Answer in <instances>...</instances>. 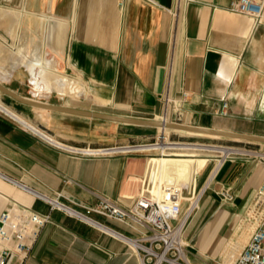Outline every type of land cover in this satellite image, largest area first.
Instances as JSON below:
<instances>
[{
  "label": "crops",
  "instance_id": "crops-1",
  "mask_svg": "<svg viewBox=\"0 0 264 264\" xmlns=\"http://www.w3.org/2000/svg\"><path fill=\"white\" fill-rule=\"evenodd\" d=\"M231 1L185 0L181 9L177 0H22L23 11L42 13L38 17L44 23L38 27L44 31L40 46L23 49L21 59L50 57L52 69L73 83L78 79L80 89L78 95L70 93L75 98L56 90L40 96L22 65L30 82L28 95L83 109L159 118L167 91L176 97L186 92L182 122L264 135V18L256 23L230 11ZM43 13L55 16L49 34L47 20L52 16ZM14 69L7 79L0 77L7 86L20 74ZM23 85L9 87L19 93ZM12 100L31 124L70 146L139 142L153 137L158 128ZM224 102L226 113H221ZM148 155L78 154L0 110V215L20 203L52 217L25 264H143L130 243L115 233L136 237L149 231L145 222L90 213L110 232L52 209L43 196L59 193L62 201L82 210L80 204L95 205L102 197L128 208L139 196L167 184L181 188L183 197L192 201L205 190L184 230L192 263L231 264L227 249L247 228L244 215L264 180V161L238 156L212 166L205 155ZM196 180L201 190L193 196Z\"/></svg>",
  "mask_w": 264,
  "mask_h": 264
},
{
  "label": "built area",
  "instance_id": "built-area-1",
  "mask_svg": "<svg viewBox=\"0 0 264 264\" xmlns=\"http://www.w3.org/2000/svg\"><path fill=\"white\" fill-rule=\"evenodd\" d=\"M180 4L181 0H177V6L180 7ZM227 8L232 12L252 17L256 23L264 18V0H232ZM186 94L184 92L183 96ZM183 96L176 97L167 91L163 95L164 110L160 117L182 122ZM226 106L227 103L224 102L220 109L221 113H226L224 110ZM40 134L50 139L45 132ZM145 144L154 143L101 147L89 145L77 147L64 143L58 145L78 154L108 156L138 153L141 151L137 146ZM239 152L237 149H232L226 156L218 159V162L222 158V163L228 158L233 159L236 156L232 154ZM195 189L194 186L193 196L201 190L196 192ZM43 198L50 203L52 209L62 210L110 232L113 231L93 218L90 213H101L127 223H130L131 219L145 222L149 226V231L136 237H126L122 233L114 232L130 243L132 249L140 255L143 264H194L187 254L188 243L184 237V230L199 200L196 206H192V200L183 197L179 187L170 184L159 186L158 190L139 196L128 208L105 197H102L95 205L80 204L84 210L62 201L59 193L56 197L45 195ZM184 201L187 203L185 207H183ZM243 220L245 225L250 227V235L231 264H264V180L257 188ZM51 221L50 213H41L27 205L13 203L7 207L0 215V264H25L42 228ZM235 244L231 246L235 247ZM233 257L232 254L229 258Z\"/></svg>",
  "mask_w": 264,
  "mask_h": 264
},
{
  "label": "rangeland",
  "instance_id": "rangeland-1",
  "mask_svg": "<svg viewBox=\"0 0 264 264\" xmlns=\"http://www.w3.org/2000/svg\"><path fill=\"white\" fill-rule=\"evenodd\" d=\"M7 1L8 3H5L4 0H0V47L4 48L6 52H11L12 47L21 46L22 47V50L20 51V54H21L23 49L24 51L28 52L30 51V49L40 46V40L42 38L44 27H38V26L44 23V19L42 18L40 19L38 17V14L41 15L42 13L36 14V13H27L23 11L22 0H7ZM184 3H185V0H181V4H180L181 9ZM10 7H12V10L8 11V8ZM43 14H48V13H43ZM48 15L52 16L51 19L48 17V20H47L48 26H49V30H48V34H49V32L51 31L50 29L52 28V25L55 23L54 22L55 16L51 14H48ZM39 20H41V23L39 22ZM20 54L16 55L15 57L21 58ZM45 54L46 55L50 54V49L48 48L47 44L45 47ZM46 57L50 58L48 56ZM47 58L43 59V57H41V59H39L36 56H34L31 60L46 62V60H49ZM49 62L51 63L50 60ZM14 68L18 69L20 74L15 76L16 78H13L14 79L13 82H11V84L9 83L8 85L14 86L16 84L18 85L20 82L23 83L24 85L23 87H21L23 89L21 92H19V94L23 96H29L28 95L29 94L28 89H30L29 83L32 81L30 80L29 82L28 77L25 75L26 67L18 63H14ZM0 97L3 100V102L10 107V108L7 107L2 102L4 106L8 110H10V112L14 113L15 115H18L21 119L30 123L26 118L23 117V115H21L20 110L16 109V107L13 106L17 103L15 102V100H12V98L8 97L2 92L0 93ZM3 97H7V99H11V102L4 99ZM31 125L36 127L33 124ZM163 129L164 128H161V127L156 128V131L153 137L147 140L139 141V142L133 141V142H127V143H110V144H101V145H95V146L89 145V146L90 147H101V146H111V145L153 142V143H159V144H147V145H157V147H159V146L165 145L166 142H181L187 145H207L213 148L212 149H206V148L186 149V148H177V147H165V148L159 147L157 149L148 151L147 153L151 156H162L164 154H181V153H186V154L192 153L196 155H205L209 157L208 163H212V166H216L218 163V159L224 156L223 152L216 148L226 147V148L237 149L238 151H240L239 153L232 154L236 157L244 156V157L252 158L256 161H260V160L264 161L263 160L264 143L249 142V141L237 140V139L226 138V137H214V136H206V135L203 136L199 134H189V132L177 131V130L168 129V128H165V130ZM143 150H149V148L148 149L145 148ZM195 188H196L195 189L196 192H198L199 189H201L200 186L197 185V180H196ZM249 235H250V227L248 226L247 228L243 229L241 234L237 237V242L235 244L236 245L235 247L231 246L234 243L231 240V244L228 246V249H227L228 258L232 254L234 255L233 259L238 255L243 245L247 242Z\"/></svg>",
  "mask_w": 264,
  "mask_h": 264
},
{
  "label": "bare ground",
  "instance_id": "bare-ground-1",
  "mask_svg": "<svg viewBox=\"0 0 264 264\" xmlns=\"http://www.w3.org/2000/svg\"><path fill=\"white\" fill-rule=\"evenodd\" d=\"M21 50H22L21 46H15V47H12L11 52H6L4 50V48L0 47V77L2 79H7L12 74V66L14 65V63H18L20 65H25L29 69L30 73L32 74V78H31V81L33 83L32 89L34 90L35 93L39 94L40 96L44 95L45 93H49L52 90H56L59 93L68 94V95H70V93H72V92L75 95L79 94L78 92L80 91V89L78 87V85H79L78 79L74 78L75 82L73 83V81L67 75L53 70L51 65H50L51 63L49 62V60H46V62L45 61L40 62V61H34V60H22L19 57H15L16 55L20 54ZM51 61L53 62V60H51ZM0 82H3V81L0 79ZM75 88H76V90H75ZM0 93H1V91H0ZM70 96H72V95H70ZM0 110L3 111L4 113L8 114L9 116L13 117L14 119L22 122L23 124L31 127L32 129H34L40 133H43V131L40 130L39 128L32 126L30 123L21 119L18 115H15L14 113L10 112V110H8L4 106L1 99H0ZM156 119L161 120L163 122L172 121L171 119H162L161 117L156 118ZM159 127L164 128L163 130H165V128H168V129H173V130H177V131H185V132H191V133H197V134H204L207 136L219 137L216 135H210V134L195 132V131L186 130V129L175 128V127H169V126H159ZM46 136L48 138H50L51 140H53L54 142H56L58 144H62V142H60L57 139H54L53 137L49 136L48 134ZM154 144H159V143H154ZM159 147H162V148L177 147V148H186V149H193V148L194 149H197V148L212 149L213 148V147L207 146V145H187V144H183L181 142H166L165 145L159 146ZM159 147H157V145H147V144L137 146V148L140 149L139 151H141V152H148V151L157 149ZM145 148L146 149L149 148V150H143ZM216 149L222 151L224 156H226L229 152L232 151V148H226V147H217ZM91 151H96V150H91ZM224 156H222V157H224ZM222 161H223V158L221 160H219V162H222ZM198 200H199V198L194 199L192 201V206H196L198 204Z\"/></svg>",
  "mask_w": 264,
  "mask_h": 264
},
{
  "label": "water",
  "instance_id": "water-1",
  "mask_svg": "<svg viewBox=\"0 0 264 264\" xmlns=\"http://www.w3.org/2000/svg\"><path fill=\"white\" fill-rule=\"evenodd\" d=\"M0 91L22 103L33 105L36 107H41L44 109L70 112V113L79 114V115H86V116L93 117V118L106 119V120H111V121H116V122H121V123H128V124L150 125V126H156V127L169 126V127L186 129V130H191V131L210 134V135H216L219 137H226V138L244 140V141H249V142L264 143V135H261V134L233 131V130H227V129H221V128H214V127L199 126V125H193V124H189L185 122H173V121L163 122L156 118L133 117V116H127V115H121V114H115V113H109V112L83 109L79 107H73L70 105L51 103L48 101L35 99L29 96H23L17 93L16 91H14L12 88L7 86L3 82H0Z\"/></svg>",
  "mask_w": 264,
  "mask_h": 264
}]
</instances>
